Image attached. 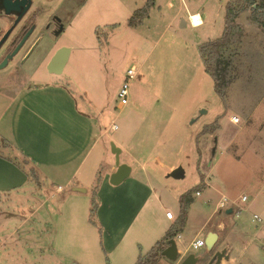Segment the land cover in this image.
I'll list each match as a JSON object with an SVG mask.
<instances>
[{
    "label": "rangeland",
    "instance_id": "1",
    "mask_svg": "<svg viewBox=\"0 0 264 264\" xmlns=\"http://www.w3.org/2000/svg\"><path fill=\"white\" fill-rule=\"evenodd\" d=\"M228 1L41 0V27L58 15L64 29L50 37L49 29L42 27L41 73L1 78L0 89L13 98L22 85H41V118L57 119L65 125L64 134H70L68 122L77 116L84 120L86 113L94 118L93 129L100 137L77 170L74 164L70 170L46 164L48 150L58 140L53 131L41 135V149L28 146L41 159L40 179L34 181L30 174L34 185L11 201L0 198V264H121L118 250L108 254L100 246L99 182L107 163L98 162L86 194L71 192L65 183L70 174L82 179L90 159L102 150L114 163L111 143L122 149L119 161L130 165L133 175L147 176L155 196L144 211L154 214L156 225L177 227L184 222L185 247L200 253L204 247L194 250L190 243L197 236L204 238L210 222L221 221L225 228L218 245L246 246L243 264H264V28L251 20L249 5L235 19L242 34L224 53L230 58L224 98L216 93L199 51L203 43L223 35ZM193 12L202 18L190 16L196 27L188 19ZM58 46L69 49L68 59L60 74L49 73L47 58ZM131 64L138 70L128 80L126 104L120 105L117 92ZM26 66L27 72L33 70V64ZM49 98L54 99L51 106L42 103ZM24 100L34 101L35 96H17L10 111L15 117ZM75 103L81 106L77 109ZM32 109L39 110L34 105ZM202 109L206 112L200 113ZM231 116L239 122L232 123ZM215 123L213 133L204 131ZM10 135L18 136L15 131ZM175 159L185 171L180 180L166 178L162 166ZM107 183L112 185L108 178ZM52 184L63 190L54 191ZM241 191L248 200L234 206L232 213L213 212L222 196L232 199ZM122 192L110 197L120 199ZM166 211L173 214L172 221L162 218ZM254 214L261 221H253ZM91 235L93 243L88 241Z\"/></svg>",
    "mask_w": 264,
    "mask_h": 264
},
{
    "label": "crops",
    "instance_id": "2",
    "mask_svg": "<svg viewBox=\"0 0 264 264\" xmlns=\"http://www.w3.org/2000/svg\"><path fill=\"white\" fill-rule=\"evenodd\" d=\"M192 14H198L200 16L197 12L189 13V21ZM200 19L202 22L201 16ZM183 24L184 26L187 25L185 19H183ZM192 26L196 27L195 25ZM79 48L80 47L76 46V49ZM2 91L3 90L0 89V198L7 197L8 201H11L14 198V195L19 194L30 185H34V181L38 182L40 179L39 169L41 167V159H38L35 156L36 154L30 152L28 146H33L38 150L41 149V135L53 131V135L58 138V140H54V146H52L53 150H48L50 157L46 164L52 166V169L60 170H70L71 168L69 167L74 164V166L77 165L75 166V170H77L79 165L84 161L85 156L89 153L93 143L97 142L99 139L100 134L97 133V130L94 131L93 129L94 118L86 113L84 114V120H81L83 118L79 119L80 117L77 116L76 119L72 121L73 123L70 121L68 122L70 124L68 126L71 129V132H68L70 134H64L62 129H64L65 125L61 126L57 119L50 120L49 118H41V109H39L41 108V85H35L33 87H30V85L20 86L17 95L14 96L15 98L13 97L14 99L10 98L12 96L9 95V92H6L5 94ZM30 94L35 96V100H24L26 102L20 107L22 112L15 117V113L10 112L14 107L13 101L19 95L25 97V95L28 96ZM50 95L52 94L50 93ZM81 101L85 104L84 98H82ZM42 103L51 106L54 103V99L49 98ZM75 104L77 109L78 106H81L78 103ZM32 105L39 110L33 111ZM96 118L97 117H95V119ZM13 131L17 133V137L13 138L12 135H10ZM55 132L58 135H56ZM10 146L15 149L14 151L19 150L29 159H23L17 151L16 155L10 154ZM180 149L177 150L176 154ZM55 153L57 155H54ZM85 153L86 155L83 156ZM107 153L108 151L104 152L102 150L95 154L96 157L90 159L85 167V172L82 173V179L73 178L74 174H70L65 182L66 184L71 185V192L86 194L88 192L86 183H88L92 175H94L98 162L103 161L107 163L108 167L106 174L99 182L102 203L98 209V222L102 228L100 246L103 251L111 254L118 250L119 263L136 264L139 257H147L156 244L164 240L165 235L169 231H175L176 235H174L173 238L176 242L180 257H183L187 251H189L188 247H185V237L183 233L184 222L181 226L179 225L177 227L169 226L167 224L165 226L155 224L156 219L154 214L150 211H144L148 205V201L152 199L151 196H155L154 189L150 187L145 174H143L141 178L137 173L133 175V168H131L129 179L123 181L117 186L109 185L107 183V178H109V174L115 169V166L112 158L110 159ZM77 155H80L81 158L79 159ZM176 165V159L173 160V162L162 163V166L165 167L167 171L171 170ZM30 171L33 173V178L37 180H34L33 178L31 179ZM71 181L74 182L72 183ZM52 186V189L56 192H61L63 190V188L61 191L58 190L59 186L62 187L60 184H52ZM127 189H129L128 193ZM140 190L146 192L145 196L140 193ZM115 192L119 194L122 192L124 197L120 199H117V197H110V194ZM243 192L245 191H241L239 195ZM35 209L37 210V208ZM213 212H220L218 211L217 206ZM141 215L143 216V219L138 222L137 220ZM162 218L166 221H172L174 219V217L168 219L166 216ZM224 228L225 225L223 222L219 221L218 223H214V221H212L210 222L205 235L209 231H214L218 234L220 239L221 232ZM200 230H203V226L198 229V231ZM88 241L89 243H93L92 235L88 237ZM164 242L166 243V240H164ZM225 246L231 256L230 262H242L246 246L240 248L234 243L230 244V242ZM165 247L166 245H164L162 249ZM219 247H223V245H219ZM86 249L88 251V248ZM222 264H225L224 260Z\"/></svg>",
    "mask_w": 264,
    "mask_h": 264
},
{
    "label": "flooded vegetation",
    "instance_id": "3",
    "mask_svg": "<svg viewBox=\"0 0 264 264\" xmlns=\"http://www.w3.org/2000/svg\"><path fill=\"white\" fill-rule=\"evenodd\" d=\"M4 1L7 7H3ZM42 27L49 29L50 37H58L64 29L58 15H51ZM42 27L41 0H0V80H15L25 74L34 78L41 73ZM27 64L34 65L32 71H26Z\"/></svg>",
    "mask_w": 264,
    "mask_h": 264
},
{
    "label": "trees",
    "instance_id": "4",
    "mask_svg": "<svg viewBox=\"0 0 264 264\" xmlns=\"http://www.w3.org/2000/svg\"><path fill=\"white\" fill-rule=\"evenodd\" d=\"M246 5L251 6V20L264 28V0H229L226 5L225 29L223 35L215 40L203 43L199 48L200 55L204 59L205 71L212 77L214 89L221 98L225 97L226 88L230 83L228 73L230 58L225 57L224 53L230 45H235L240 40L242 28L235 23V19ZM217 127L218 124L215 123L209 125V127L206 126L204 131L213 133ZM30 172L33 174L32 171ZM95 208L96 207H93L91 212H94L93 210ZM185 211L186 205L182 201L180 210L181 216H184ZM174 235H176L175 231H169L165 235L164 240L167 241L173 238ZM164 240L158 242L147 257H139L136 264H159L161 257L160 251L164 245H167Z\"/></svg>",
    "mask_w": 264,
    "mask_h": 264
},
{
    "label": "water",
    "instance_id": "5",
    "mask_svg": "<svg viewBox=\"0 0 264 264\" xmlns=\"http://www.w3.org/2000/svg\"><path fill=\"white\" fill-rule=\"evenodd\" d=\"M3 7H7L6 1L3 3ZM7 9V8H6ZM60 31V30H59ZM58 32V31H57ZM56 32V34H57ZM69 49L61 47L57 49L53 55L49 58L47 68L49 73L60 74L63 70L64 64L67 62ZM206 110H200V113H205ZM121 149L114 143H111V153L114 155L115 169L109 174V183L112 185H118L124 179H126L131 173V166L127 163H121L119 161V154ZM185 171L181 164L176 165L169 170L165 177L180 180L184 177ZM226 214L232 213V208L225 210ZM204 248L200 253L194 251H187V253L180 257V253L177 249L174 238H170L166 241V247L160 251L161 259L159 264H222L223 260L225 264H243L241 261L230 262L231 256L227 251V247H219V236L214 231H209L204 236ZM163 259V262L161 260Z\"/></svg>",
    "mask_w": 264,
    "mask_h": 264
},
{
    "label": "built area",
    "instance_id": "6",
    "mask_svg": "<svg viewBox=\"0 0 264 264\" xmlns=\"http://www.w3.org/2000/svg\"><path fill=\"white\" fill-rule=\"evenodd\" d=\"M190 23H192V21L190 20ZM138 70V67L136 64H131L128 69L126 70L125 76H126V81L123 82V84L121 85V87L119 88L118 92H117V96L119 99V104L120 105H124L127 102V98H128V85L129 82L128 80L133 78L136 74ZM232 123H238L239 122V118L237 116H231L229 119ZM113 130H115L117 128V126L115 124L112 125L111 127ZM58 190L61 191L62 187H58ZM196 194H199V192H196ZM248 200V194L243 192L240 195H238L237 197H234L232 199H228L226 196H222L221 199L219 200L218 204H217V209L218 211H224L228 208H232V212H233V207L237 206L238 203H244ZM263 205H264V201H263ZM165 216L168 219H172L173 218V214L169 211L165 212ZM253 221H261V218L257 215L254 214L252 217ZM191 248H193L194 250H198L201 247H204V239L201 238H196L194 239L190 245Z\"/></svg>",
    "mask_w": 264,
    "mask_h": 264
},
{
    "label": "bare ground",
    "instance_id": "7",
    "mask_svg": "<svg viewBox=\"0 0 264 264\" xmlns=\"http://www.w3.org/2000/svg\"><path fill=\"white\" fill-rule=\"evenodd\" d=\"M192 23H193V22H192ZM192 25H194V23H193Z\"/></svg>",
    "mask_w": 264,
    "mask_h": 264
}]
</instances>
